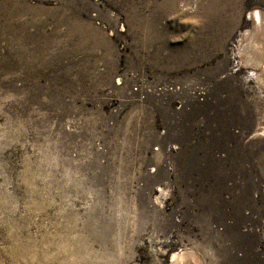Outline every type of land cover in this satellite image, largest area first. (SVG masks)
Here are the masks:
<instances>
[{
	"label": "rangeland",
	"instance_id": "1",
	"mask_svg": "<svg viewBox=\"0 0 264 264\" xmlns=\"http://www.w3.org/2000/svg\"><path fill=\"white\" fill-rule=\"evenodd\" d=\"M261 44L264 0H0V264H264Z\"/></svg>",
	"mask_w": 264,
	"mask_h": 264
},
{
	"label": "bare ground",
	"instance_id": "2",
	"mask_svg": "<svg viewBox=\"0 0 264 264\" xmlns=\"http://www.w3.org/2000/svg\"><path fill=\"white\" fill-rule=\"evenodd\" d=\"M255 15H257V13H255ZM255 17V16H254ZM257 17V16H256ZM262 45V44H261ZM260 45V47L262 48V51L264 52V47H263V45L261 46ZM258 49V48H257ZM261 50V49H260ZM257 58V60H260V61H257V64H260L261 65V69L262 70H264V55L263 56H261V57H259L258 55L256 56ZM254 59V58H253Z\"/></svg>",
	"mask_w": 264,
	"mask_h": 264
}]
</instances>
